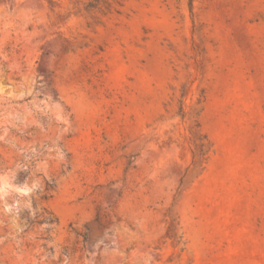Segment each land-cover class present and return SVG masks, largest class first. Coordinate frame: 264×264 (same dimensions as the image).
<instances>
[{
  "label": "rangeland",
  "instance_id": "obj_1",
  "mask_svg": "<svg viewBox=\"0 0 264 264\" xmlns=\"http://www.w3.org/2000/svg\"><path fill=\"white\" fill-rule=\"evenodd\" d=\"M0 264H264V0H0Z\"/></svg>",
  "mask_w": 264,
  "mask_h": 264
},
{
  "label": "trees",
  "instance_id": "obj_2",
  "mask_svg": "<svg viewBox=\"0 0 264 264\" xmlns=\"http://www.w3.org/2000/svg\"><path fill=\"white\" fill-rule=\"evenodd\" d=\"M52 222V220H49V223H51ZM82 236H83V238H85V235L84 234H82Z\"/></svg>",
  "mask_w": 264,
  "mask_h": 264
}]
</instances>
